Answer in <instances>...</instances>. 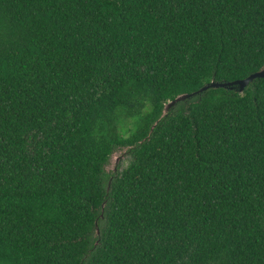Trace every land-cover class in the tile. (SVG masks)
Masks as SVG:
<instances>
[{"label": "trees", "instance_id": "obj_1", "mask_svg": "<svg viewBox=\"0 0 264 264\" xmlns=\"http://www.w3.org/2000/svg\"><path fill=\"white\" fill-rule=\"evenodd\" d=\"M263 69L264 0H0V264H264Z\"/></svg>", "mask_w": 264, "mask_h": 264}, {"label": "water", "instance_id": "obj_2", "mask_svg": "<svg viewBox=\"0 0 264 264\" xmlns=\"http://www.w3.org/2000/svg\"><path fill=\"white\" fill-rule=\"evenodd\" d=\"M256 78H264V69L261 70L260 72L253 74L252 76H250L248 79L244 80V81H237L234 83H230V84H213L211 85V87H224V88H229V89H233L236 86L239 87L240 91L242 92L244 90V88L254 79ZM208 87H205L203 90H206ZM201 90V91H203ZM189 96H182L181 98H178L179 100H184L186 98H188ZM173 104H175V102L170 103L166 109H168L170 106H172ZM112 163H114L111 167L113 169H115V165H118V163L121 161V158L119 156H113L112 157Z\"/></svg>", "mask_w": 264, "mask_h": 264}, {"label": "rangeland", "instance_id": "obj_3", "mask_svg": "<svg viewBox=\"0 0 264 264\" xmlns=\"http://www.w3.org/2000/svg\"><path fill=\"white\" fill-rule=\"evenodd\" d=\"M116 156V155H115ZM114 163H112V165H113Z\"/></svg>", "mask_w": 264, "mask_h": 264}]
</instances>
